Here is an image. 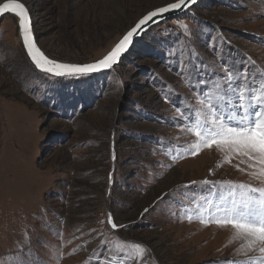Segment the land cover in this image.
Segmentation results:
<instances>
[{"label": "rangeland", "instance_id": "obj_1", "mask_svg": "<svg viewBox=\"0 0 264 264\" xmlns=\"http://www.w3.org/2000/svg\"><path fill=\"white\" fill-rule=\"evenodd\" d=\"M22 1L32 4L50 57L87 63L175 0ZM233 66L257 77L250 83H264V0H201L153 25L109 71L64 78L35 68L18 19L5 15L0 264H242L260 256L231 226L197 218H208L209 208L219 218L227 186L189 185L207 178L264 186L247 158L215 147L174 158L195 142L188 128L196 113L207 114L200 101L219 94L215 85Z\"/></svg>", "mask_w": 264, "mask_h": 264}, {"label": "snow or ice", "instance_id": "obj_2", "mask_svg": "<svg viewBox=\"0 0 264 264\" xmlns=\"http://www.w3.org/2000/svg\"><path fill=\"white\" fill-rule=\"evenodd\" d=\"M196 2L197 0H175L173 3L147 12L103 58L92 63H64L45 55L35 42L29 9L21 0H7L0 4V14L11 12L18 17L23 44L37 69L50 74L53 78L81 77L110 69L127 51L138 30L149 21L172 10L189 7ZM181 27L188 31L187 25H181ZM249 73L250 70L246 66L243 70L234 66L225 70L221 78L222 84L215 85L219 94L206 95V104L205 100L200 101L207 110V114L196 113V119L188 128V131L194 134L195 142L184 147L183 151H178L174 158H183L184 152L195 156L202 149L215 147L229 154H238L247 158L248 167L255 169L249 174L264 182V83H250V80H255L257 77L250 76ZM259 78L264 80V73H261ZM229 92L235 97L234 100L228 99ZM214 100L217 103H214ZM177 111L179 112V109ZM188 120L192 121L193 117L189 115ZM212 171L209 169L210 174ZM197 183L220 184L222 187L226 185L228 191L227 197L223 195L220 197L222 202H226L224 206L217 205L215 208L219 218L214 217L209 208L207 209L208 218H203L202 215L197 216L201 223L231 226L238 236L247 239L250 246L258 245L260 256L245 260L242 264H264V186L256 187L250 183L236 184L232 181L217 182L207 178L199 182L190 181L189 185ZM209 191L211 192V189ZM206 203L209 206L212 205L210 200H206ZM144 211L147 212L148 209ZM185 218L191 221L193 216L189 214ZM108 223L113 229L118 227L111 214L108 216ZM131 247L139 254L145 251L140 243H133ZM230 264H237V262L231 261Z\"/></svg>", "mask_w": 264, "mask_h": 264}, {"label": "water", "instance_id": "obj_3", "mask_svg": "<svg viewBox=\"0 0 264 264\" xmlns=\"http://www.w3.org/2000/svg\"><path fill=\"white\" fill-rule=\"evenodd\" d=\"M201 0H197V2L195 3V4H192V5H190L189 7H185V8H182V9H178V10H172V11H170V12H168V13H164V14H162V15H159V16H157L156 18H154L152 21H149L148 23H146L144 26H142V28L140 29V30H138V33L137 34H135V36H134V38H133V42H132V44L128 47V49H127V51L125 52V53H123L122 54V56H121V58L119 59V61L116 63V64H114L112 67H114L115 65H117V64H119L120 63V61H121V59L130 51V49L131 48H133L135 45H136V43L143 37V35H145V33L153 26V25H155L156 23H158V22H160V21H163V20H167V19H170V18H174L175 16H179V15H182V14H184L185 12H188L189 10H190V8H192L193 6H195V5H197L199 2H200ZM5 2H7V0H4V1H2V2H0V4H3V3H5ZM21 2H23V3H25V5H26V7H28V9H29V13H30V18H31V26H32V31H33V35H34V39H35V42H36V44H37V46L44 52V54L45 55H47L49 58H51V59H54V58H52V57H50L43 49H42V47H41V45H40V43H39V40H38V36H37V33H36V31H35V26H34V15H33V12H32V10H31V8H30V5L28 4V3H26V2H24V1H22L21 0ZM175 2V1H174ZM170 3H173V2H170ZM168 4V3H167ZM166 5V4H165ZM165 5H161V6H159V7H162V6H165ZM155 9V8H154ZM154 9H152V10H154ZM152 10H150V11H152ZM8 14H12L13 16H15L17 19H18V17L14 14V13H11V12H5V13H3V14H0V22H1V20H2V18L5 16V15H8ZM145 15V14H144ZM143 15V16H144ZM142 16V17H143ZM141 17V18H142ZM140 18V19H141ZM139 19V20H140ZM138 20V21H139ZM137 21V22H138ZM136 22V23H137ZM135 23V24H136ZM134 24V25H135ZM134 25H132L131 27H133ZM18 27H19V25H18ZM130 30V29H129ZM128 30V31H129ZM19 33H20V30H19ZM127 33V32H126ZM20 40H21V42H22V45H23V47H24V49H25V51H26V48H25V46H24V44H23V40H22V37H21V34H20ZM115 46V45H114ZM26 54H27V51H26ZM27 56H28V54H27ZM29 57V56H28ZM103 58V57H102ZM29 59H30V57H29ZM101 59V58H100ZM54 60H57V59H54ZM99 60V59H98ZM30 61H31V59H30ZM57 61H60V60H57ZM97 61V60H96ZM32 62V61H31ZM60 62H63V61H60ZM93 62H95V61H93ZM33 63V62H32ZM64 63H69V62H64ZM75 63H79V62H75ZM87 63H92V62H87ZM34 65V64H33ZM35 66V65H34ZM112 67L110 68V69H112ZM36 68V67H35ZM37 69V68H36ZM110 69H103V70H100V71H97V72H94V73H102V72H106V71H109ZM37 70H39V69H37ZM40 71V70H39ZM42 72V71H41ZM94 73H91V74H94Z\"/></svg>", "mask_w": 264, "mask_h": 264}, {"label": "trees", "instance_id": "obj_4", "mask_svg": "<svg viewBox=\"0 0 264 264\" xmlns=\"http://www.w3.org/2000/svg\"><path fill=\"white\" fill-rule=\"evenodd\" d=\"M200 2H201V1H200ZM200 2H199V3H200ZM199 3H198V4H199ZM198 4H197V5H198ZM193 7H196V5H195V6H193ZM193 7H192V8H193ZM190 9H191V8H190ZM189 11H190V10H189ZM189 11H188V12H189ZM125 56H126V55H125ZM125 56H124V57H125ZM124 57L121 59L120 63H122V61H123ZM117 65H118V64H117Z\"/></svg>", "mask_w": 264, "mask_h": 264}, {"label": "bare ground", "instance_id": "obj_5", "mask_svg": "<svg viewBox=\"0 0 264 264\" xmlns=\"http://www.w3.org/2000/svg\"><path fill=\"white\" fill-rule=\"evenodd\" d=\"M32 6V4H30Z\"/></svg>", "mask_w": 264, "mask_h": 264}]
</instances>
